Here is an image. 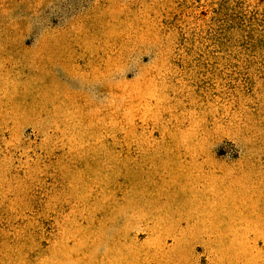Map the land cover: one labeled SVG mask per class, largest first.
Masks as SVG:
<instances>
[{
	"label": "rangeland",
	"instance_id": "obj_1",
	"mask_svg": "<svg viewBox=\"0 0 264 264\" xmlns=\"http://www.w3.org/2000/svg\"><path fill=\"white\" fill-rule=\"evenodd\" d=\"M0 264H264V0H0Z\"/></svg>",
	"mask_w": 264,
	"mask_h": 264
}]
</instances>
